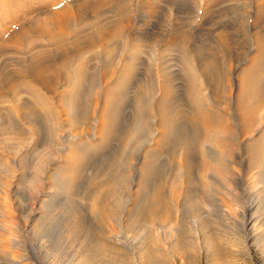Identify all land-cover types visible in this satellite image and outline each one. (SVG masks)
Instances as JSON below:
<instances>
[{"label": "bare ground", "instance_id": "obj_1", "mask_svg": "<svg viewBox=\"0 0 264 264\" xmlns=\"http://www.w3.org/2000/svg\"><path fill=\"white\" fill-rule=\"evenodd\" d=\"M221 1L223 0L218 2ZM28 2L29 0H0V36L6 35L10 25L33 14L35 10L32 9L38 7L44 8L43 11L49 10L46 15L44 14L45 18L41 17L42 21L52 22V26L57 29V35L61 36L64 22L70 18L64 7L65 0H39L36 5ZM49 2L55 7L53 11L47 7ZM152 12L153 15H157L161 9L155 7ZM208 16L212 17L213 13L209 11ZM175 17V25H179V18ZM203 25L199 34H204L206 27ZM19 35L22 38L29 36L23 30ZM72 44L77 61L87 50L82 51L83 44L80 41H73ZM56 47L59 51V40ZM73 53L70 50L63 51L65 60L61 63L62 67H65L67 61H73L71 56ZM262 53H264V41L259 45L255 52L256 56H253L249 66L236 75L234 99L230 106L233 110L231 114L216 112L215 115L219 120L213 123L215 126L209 125L208 120L204 129L200 126L201 129L196 130L194 135L192 133L188 135L186 124L174 119L177 116L173 105L179 99L176 96L172 76L168 77L169 79L164 81V87L162 86L163 93L157 101L156 129L159 133L157 131L152 138L153 149L150 151L142 149L140 151L142 153L134 163L132 161L136 156L129 154L123 159L125 166L121 165V168L120 163L115 164V160L109 166L112 178L109 177L108 182H102L104 184L98 187V190L104 192H102L104 195L101 194L103 198L99 196V201L95 194L98 193L97 189L92 193V197L86 195L92 198L91 201L88 198L87 201L86 197L82 201L71 194L72 189L77 186L76 171L82 167L84 159L81 141H73L75 143L69 141L62 154L57 155L54 146L59 143L57 138L60 137V132L56 129L51 136L53 139L48 141L47 136L44 137L47 130L43 126V120L31 111V107L27 106L25 101H19L17 107L20 108L19 113L28 130L15 121L4 122L0 116V163H2L0 264H58V260H54L60 258L62 245L69 243L76 245L74 259H71L76 264H95L100 255L102 258H108V262H111L110 260L115 256H131L139 264H157L159 261L169 259V255L182 261L195 252L191 249L189 241H196L199 245L205 243L210 245L209 238L212 241V249L201 246L196 251L198 256L218 258L221 255L220 244L226 240L233 241V236L242 238L247 247L254 244L255 240L259 239L261 225H264L262 224L264 217L260 218L264 213V60L256 64V58ZM34 60V76L37 77L40 72L46 73V61L40 57ZM86 61L81 71V92L91 72ZM260 68H263V73L261 76L259 74V81L254 80V75ZM252 81H256L254 82L256 86L261 87V95L257 102L255 96L258 87L253 89ZM122 83L123 76H120L113 89L103 93L95 142H111L120 133L121 141L118 140L121 146L122 140L128 134L129 130H122V121L118 119V116L122 118L126 113L120 112L121 98L114 90L120 88ZM76 91L77 89L72 86L62 102L63 105H60V109L64 112L65 128L62 132L68 130L72 135H76L79 127L87 121L83 100H88L89 90L85 95L81 93L78 103L75 100ZM197 92L201 96V90ZM202 99L207 101L208 97ZM36 102L41 104L43 100L37 96ZM260 106V112L257 114ZM216 109L220 111L219 108ZM232 117L236 118L237 131L241 135L240 142L245 158L243 170H238L233 161L238 148L231 139L232 129L229 119ZM55 118L58 120L61 117L57 115ZM142 125L139 120L135 129L128 135L139 133ZM181 133L185 138L179 139V144L187 146L186 152L179 154L176 165L178 174L174 175L172 171H166L162 179V182L165 181L159 187L155 181L153 182L154 179H151L152 168L158 160V152L165 144L170 143L172 135ZM199 139L211 140V145L206 148L209 153L205 152L206 149L203 152L204 161H201L198 155ZM106 152H101L100 156L105 158ZM10 155L19 157L20 173L17 177L10 165L12 160H9ZM52 162L54 164L49 169L50 174L46 176L49 184L44 186L42 175L47 170V165ZM126 163L128 165L131 163L135 169L126 167ZM43 188L44 195L41 194ZM129 190L133 192L132 195L128 194ZM19 193L29 199L28 211L24 210L20 203ZM149 198L152 201V206L148 205L151 207L150 213L155 216L152 221L141 214L142 207L146 209ZM144 204L146 205L143 206ZM207 208L209 211L206 210ZM243 211L247 216L241 218L240 214ZM94 219L97 220L94 221L97 223L96 226L92 225ZM110 256L112 259L109 258Z\"/></svg>", "mask_w": 264, "mask_h": 264}, {"label": "rangeland", "instance_id": "obj_2", "mask_svg": "<svg viewBox=\"0 0 264 264\" xmlns=\"http://www.w3.org/2000/svg\"><path fill=\"white\" fill-rule=\"evenodd\" d=\"M35 1L29 0L28 4L36 5L39 0ZM218 1L65 0L64 7L70 18L64 22L61 36L57 35V29L52 26V22L42 21L49 10L43 11L44 8L40 7L35 9L34 5L31 9L35 10V14L31 13L10 25L7 28L8 35L6 33V35L0 36V116L2 120L4 122L15 121L28 130L21 118V113H19L20 108L17 107L19 101H25L26 105L31 107V111L43 120V126L47 130L44 137L47 136L48 141L53 139L51 136L56 129L57 132H60V137L64 136L61 137L62 139L58 137L59 143L54 146L57 155L62 154L69 141H81L84 159L82 167L76 171L75 183L77 186L75 185L71 194L83 201L86 195L92 197V193H95L97 189L98 193L95 194L99 201L104 192L98 190V187L108 182L109 177L112 178L109 166L115 160V164L120 163L121 168V165L125 166L123 159L129 154L132 153L133 157L136 156L132 161L134 163V160L136 162L142 153L140 152L142 149L147 151L153 149L152 138L157 134V131L159 133V130L156 129L158 127L156 126L158 120L157 101L163 93L164 81L168 77L172 76L176 96L179 99L173 105L177 116L174 119L177 122L181 120L186 124L188 135L190 133L194 135V132L201 127L204 129L208 120L210 121L209 125L215 126L213 123H217L219 120L215 115L216 112H225L226 115H230L233 111L230 106L234 99L235 77L242 69L249 66L253 56H256L255 52L259 45H262L264 41V0ZM47 7L50 11L55 9L50 2L47 3ZM155 7L161 9L157 15H153L152 12ZM209 11L213 13L212 17L208 16ZM175 16L179 18V25H175ZM202 25L206 28L204 34H199L202 32L200 28ZM21 30L24 33L27 32L29 36L19 37ZM58 40L60 52L56 49ZM73 41H80L83 44L82 51L87 50L77 61L75 60L76 53H73L75 50ZM66 50L73 53L71 55L73 61H67L65 67H62L61 63L65 60L63 51ZM38 57L46 61L47 69L46 73L40 72L35 77L33 61L35 62L34 59ZM87 59L88 61H86ZM262 60H264V53L256 58V64L258 65ZM84 61L91 68V72H89L88 81L85 82L86 86L81 92V71ZM261 73H263V68L257 70L254 80L259 81ZM119 75L123 76V83L120 88L114 90L121 98L122 109L120 112L126 113L122 118L118 116L119 121H122L123 124L122 130L128 129L129 134L135 129L139 120H141V125L143 124L142 129L137 134L133 135L132 133V136L127 134L128 137H126L127 135H125L121 146L119 144L120 133L111 142H95L98 127L97 118L101 110L103 93L113 89L115 83L119 81ZM254 82L256 81H252L253 89L258 87L255 96V102H257L261 95V87L260 85L256 86ZM72 86L77 89L76 103H78L81 93L85 95L89 90L88 100H83L87 121L79 127V132L76 135H72L68 130L62 132V129L65 128L64 112L60 109V105H63L62 102L66 99ZM198 90H201L202 97H208L207 101L202 99ZM37 96L42 98L41 104L36 102ZM216 108H219L220 111ZM260 109L261 106L257 109V114ZM57 115L61 117L58 120L55 118ZM124 118H127V121ZM229 121L232 129L231 139L235 141L236 148H238L233 161L238 170H243L245 158L242 142H240L241 135L237 131L236 118L232 117ZM182 135V133L172 135L170 143L165 144L158 152V162L154 163L156 167L153 166L154 170L152 168L151 179H154L153 182L155 181L159 187L165 181L162 182V179L166 171L170 170L174 175L178 174L176 165H178L179 154L185 153L187 146L179 144V139L185 138ZM210 142L211 140L202 139L198 141L197 150L201 161H204L203 152L207 146L211 145ZM104 151H107V155L102 158L100 154ZM205 152L209 153L207 149ZM14 156L10 155L9 160L12 159L10 165L15 170L17 177L20 173V162H18L19 157ZM53 164V162L48 164L47 170L42 175L44 186L49 184L46 176L50 174L49 169ZM129 165L126 163V167L135 169L131 163ZM0 167H2V163H0ZM203 179L208 181L205 177ZM149 188L151 189V186ZM44 190L43 188L41 191L43 195L45 194ZM128 194L132 195L133 192L129 190ZM18 197L24 210L28 211L30 208L29 199L20 193ZM87 198L88 196L86 200ZM88 199L92 200V198ZM150 201L149 198L146 202V209L142 207L141 214H144L147 220L152 221L154 215L150 213L151 207L149 206L152 204ZM261 215L260 218H263L264 213ZM246 216V212H241V218ZM94 221L97 220H92V225L96 226L97 223ZM176 224L178 225L179 221ZM261 226L259 239L255 240L254 244L247 247L242 238L233 236V241L232 239L231 241L226 240L229 241H225L227 244L224 242L220 244L221 246L219 245L221 255L218 258L212 259L204 255L205 258H203L196 252L201 246L212 249V241L209 238L208 242L211 247L209 243L199 245L196 241H189L191 249L195 252L186 256L182 261L169 255V259L159 261L157 264H264V225ZM185 230L187 231V228ZM232 242L233 245H231ZM62 246L60 258L54 261L58 260V264H76L72 261L76 245L69 243ZM70 246L71 248H68ZM112 256L109 258L112 259ZM107 259L100 255L95 264H139L131 256H115L110 260L111 262H108Z\"/></svg>", "mask_w": 264, "mask_h": 264}]
</instances>
